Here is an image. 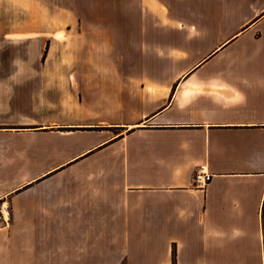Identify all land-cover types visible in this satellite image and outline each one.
I'll return each instance as SVG.
<instances>
[{
	"label": "crops",
	"instance_id": "0c3cea01",
	"mask_svg": "<svg viewBox=\"0 0 264 264\" xmlns=\"http://www.w3.org/2000/svg\"><path fill=\"white\" fill-rule=\"evenodd\" d=\"M100 3L77 95L0 46V264H264V0Z\"/></svg>",
	"mask_w": 264,
	"mask_h": 264
},
{
	"label": "rangeland",
	"instance_id": "374dc122",
	"mask_svg": "<svg viewBox=\"0 0 264 264\" xmlns=\"http://www.w3.org/2000/svg\"><path fill=\"white\" fill-rule=\"evenodd\" d=\"M0 12L4 28L14 25L21 29L19 31L29 33L0 37L5 59L38 64L47 62L43 67L37 65V69L30 71L38 76L48 75L61 79L63 92L77 95L79 85L75 78L81 77V48L83 51L95 41L92 36L81 37V14L92 17L95 12L108 13V5H102L100 0H43L42 4L22 0L14 6H0ZM102 39L103 44L109 43V38ZM135 39L137 43L138 39Z\"/></svg>",
	"mask_w": 264,
	"mask_h": 264
},
{
	"label": "built area",
	"instance_id": "2783aa9c",
	"mask_svg": "<svg viewBox=\"0 0 264 264\" xmlns=\"http://www.w3.org/2000/svg\"><path fill=\"white\" fill-rule=\"evenodd\" d=\"M212 177L213 174L207 170V165L200 164L194 175V185L198 188H203L211 181ZM7 208L8 206L5 204L0 206V214L3 217L7 214Z\"/></svg>",
	"mask_w": 264,
	"mask_h": 264
}]
</instances>
